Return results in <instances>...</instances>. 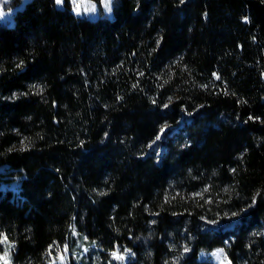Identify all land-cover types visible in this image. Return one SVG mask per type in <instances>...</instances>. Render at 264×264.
<instances>
[{"label":"trees","instance_id":"1","mask_svg":"<svg viewBox=\"0 0 264 264\" xmlns=\"http://www.w3.org/2000/svg\"><path fill=\"white\" fill-rule=\"evenodd\" d=\"M20 4L0 21V253L264 264V0H116L113 18ZM184 113L158 160L149 143Z\"/></svg>","mask_w":264,"mask_h":264},{"label":"rangeland","instance_id":"2","mask_svg":"<svg viewBox=\"0 0 264 264\" xmlns=\"http://www.w3.org/2000/svg\"><path fill=\"white\" fill-rule=\"evenodd\" d=\"M27 1L28 0H21V4H24ZM115 2L116 0H101L100 2H97L95 0H72L73 9L77 13V15L88 18H98L102 15L113 18ZM62 4H59V6H62ZM77 5H79V12L76 11ZM18 6H15V0H0V21L13 25V16L15 14V11L19 8ZM190 117L191 116L189 114L184 113L180 118L178 125H163L157 136L149 143L148 152L155 154L156 158L160 160L164 152L166 151V141L180 132L182 133L181 135H184L185 133L182 132V130L185 124L190 121ZM184 143L185 140H182L180 142L181 145H183ZM0 172V175H2V172H5L4 168H0ZM9 185V187L18 189V182H11L9 183ZM2 186L7 187L6 184H3ZM247 211L248 208L245 210V213ZM240 220L241 217L239 215L234 217L229 223L210 222L206 220L205 227L213 229H230L233 228L237 223H239ZM6 242L7 240L4 241V243ZM7 245L8 250L4 251V253H0V257H4L3 260H0V264H13L10 253L11 249L13 248V244L10 243ZM89 248H95V245H84L72 251L65 249L58 255V257H54L50 264H71V262L73 261L80 263L82 256L89 251ZM221 250L222 249L218 248L212 253L203 252L201 256L203 258H211L215 262V264H226V261H230V259L227 257L226 253ZM5 252H7V256H5ZM115 252H118V254L124 256L123 264H128L131 257L130 252H122L120 250H116ZM62 255L65 257L63 260L60 259ZM74 258L76 260H73Z\"/></svg>","mask_w":264,"mask_h":264},{"label":"snow or ice","instance_id":"3","mask_svg":"<svg viewBox=\"0 0 264 264\" xmlns=\"http://www.w3.org/2000/svg\"><path fill=\"white\" fill-rule=\"evenodd\" d=\"M55 3L58 4V5L59 4H62L63 3V0H55ZM76 11L79 12V5H77ZM217 78H219V77H217ZM6 240H7V237L4 236L3 237V240H0V243L4 242ZM112 255L114 256L115 259H118V260H123L124 259V256L118 254V252H113ZM5 256H7V252H5ZM64 258L65 257L63 255L60 257L61 260H63ZM3 259H4V257H0V260H3ZM225 260H226V258H225ZM226 264H231V262L230 261H226Z\"/></svg>","mask_w":264,"mask_h":264}]
</instances>
